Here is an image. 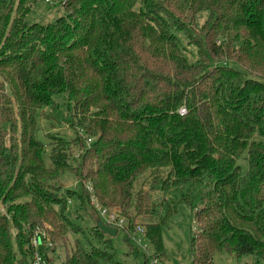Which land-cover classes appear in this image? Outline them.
<instances>
[{
  "label": "trees",
  "instance_id": "1",
  "mask_svg": "<svg viewBox=\"0 0 264 264\" xmlns=\"http://www.w3.org/2000/svg\"><path fill=\"white\" fill-rule=\"evenodd\" d=\"M38 1L0 0V264H29L35 229L52 262L57 243L61 264H123L96 226L88 181L129 218L125 241L144 227L162 263V232L189 207L190 264H264V0H54L61 16L29 23ZM61 93L75 136L50 126L43 141ZM68 172L83 193L63 187ZM142 178L150 192L136 191ZM69 208L90 216L98 246L69 247L81 228Z\"/></svg>",
  "mask_w": 264,
  "mask_h": 264
},
{
  "label": "rangeland",
  "instance_id": "2",
  "mask_svg": "<svg viewBox=\"0 0 264 264\" xmlns=\"http://www.w3.org/2000/svg\"><path fill=\"white\" fill-rule=\"evenodd\" d=\"M64 13V8L62 4L58 1L54 0H39L31 11L28 13L26 20L29 23H39V24H47ZM55 106L53 108H48L49 112L52 113L55 120L49 121L46 119H41V131L39 132V136L43 141H45V134L48 133V127L54 126V129L51 132H57L61 135H65V137L72 139L75 136V133L68 127V98L65 93L57 94L55 96ZM81 135L83 134L80 132ZM87 144V141H85ZM49 150L50 148L46 146L44 153V160L47 166H51V161L49 159ZM77 153L75 154V152ZM74 154L77 156L79 149H76ZM239 165L241 166L242 172L246 173L248 169V164L245 160L240 159ZM62 185L64 188H71L79 193H83V187L79 182L78 178L71 172L66 173L62 179ZM141 187H143L144 192H150V185L148 182H145V178H142L136 184V191H138ZM154 201H158L160 198L158 193H152ZM69 217L76 222L81 228L77 231L71 230L68 233V245L69 247L74 246L76 240L82 242L83 246L86 248H90V243L98 246V241L93 239L92 231L94 227V222L90 218V216L81 211L77 213L73 211L71 208L68 210ZM140 220V219H139ZM141 221V220H140ZM49 227V226H48ZM51 230L53 228L49 227ZM195 229V223L192 220L191 211L189 207H185L183 210L182 216L176 220L169 229H164L162 232L163 244L166 251L165 261L163 264H190L191 263V254L189 249V241L192 232ZM44 230V229H42ZM134 235V234H133ZM10 236L13 249L17 250L16 245V231L14 227L11 225L10 228ZM110 238L112 242V246L114 247V251L116 253V258L118 261L123 264H145L144 255L146 253L144 250L136 244V242L132 239H129V243L125 241L128 236L125 231L118 230L116 236ZM146 242H143L145 244ZM147 249L148 253L153 254L152 246L148 243ZM131 248H133L131 250ZM54 257L55 263L61 264L65 260V248L60 246V244H54ZM18 258L21 260L24 259L18 252ZM253 263V256L243 257L241 260H237L235 256L231 255H217L214 258V264H244V263ZM27 264V263H26ZM101 264H106L102 262ZM263 264V263H262Z\"/></svg>",
  "mask_w": 264,
  "mask_h": 264
},
{
  "label": "built area",
  "instance_id": "3",
  "mask_svg": "<svg viewBox=\"0 0 264 264\" xmlns=\"http://www.w3.org/2000/svg\"><path fill=\"white\" fill-rule=\"evenodd\" d=\"M180 114H185L186 110L181 108L179 110ZM91 142V139L88 140ZM86 190L89 193V204L93 208L94 211L97 212L99 218L108 226L115 227L118 230L125 231L129 227V218L125 215L119 213L116 209H110L108 207L103 206L95 196V191L93 184L88 181L85 183ZM29 237V246H30V263L29 264H57L52 262L45 250H52V243L49 241L48 234L45 230L35 229L28 233ZM132 240L136 242L137 245L146 249L147 258L145 264H163L161 260L153 255L148 253L147 242L145 239V229L142 226H137L132 235ZM143 242H146L143 244Z\"/></svg>",
  "mask_w": 264,
  "mask_h": 264
},
{
  "label": "water",
  "instance_id": "4",
  "mask_svg": "<svg viewBox=\"0 0 264 264\" xmlns=\"http://www.w3.org/2000/svg\"><path fill=\"white\" fill-rule=\"evenodd\" d=\"M95 223L98 229L107 236L113 237L118 233L117 228L106 225L100 218H97Z\"/></svg>",
  "mask_w": 264,
  "mask_h": 264
}]
</instances>
